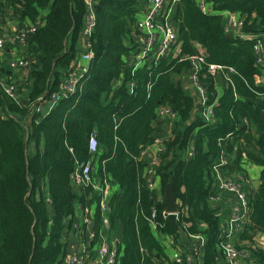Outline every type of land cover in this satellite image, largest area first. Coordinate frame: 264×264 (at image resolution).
I'll list each match as a JSON object with an SVG mask.
<instances>
[{
  "label": "trees",
  "instance_id": "16d2710c",
  "mask_svg": "<svg viewBox=\"0 0 264 264\" xmlns=\"http://www.w3.org/2000/svg\"><path fill=\"white\" fill-rule=\"evenodd\" d=\"M93 1L89 77L44 114L35 112L41 99L62 93L67 74L84 66L81 39L89 8L86 0H10L19 21L36 24L40 18L43 23L25 47L32 60L26 102L16 103L0 87V264H64L68 246L80 235L75 226L84 219L80 206H96L89 228L101 227L99 192L72 181L76 165L89 160L96 177L112 184L110 234L118 239L117 264H179L162 237L171 235L188 250L190 235L197 233L205 236L206 246L196 264H223L221 219L209 200L219 171L247 174L245 161L262 167L240 238L252 244L257 233L264 235V63L257 61L253 39L227 37L222 12H239L240 30L260 34L264 0H210L216 13L204 12L197 0H176L180 54L202 52L208 62L227 66L224 83L200 70L208 103L216 102L213 124L196 112L194 95L177 78L192 73L189 60L169 56L131 64L134 25L147 0ZM163 105L178 118L164 142L157 174L162 193L173 181L180 201L177 214L166 213L160 195L148 188L147 163L140 160L154 140L153 123ZM92 133L99 141L95 153L89 150ZM222 155L232 162L215 168ZM251 255L256 264H264L263 247L251 248Z\"/></svg>",
  "mask_w": 264,
  "mask_h": 264
},
{
  "label": "built area",
  "instance_id": "2783aa9c",
  "mask_svg": "<svg viewBox=\"0 0 264 264\" xmlns=\"http://www.w3.org/2000/svg\"><path fill=\"white\" fill-rule=\"evenodd\" d=\"M89 12L86 19V25L83 30V36L89 38L95 25V10L93 8L94 1L86 0ZM178 4L176 0H147L145 15L135 23L134 36L137 44L135 46L134 56L137 62L145 61L158 62L169 56H178L179 61L189 60L192 64L191 77L195 89L200 95L199 108L196 109L208 124L217 122L214 106L216 102L208 103L209 96L207 87L204 85L200 70L205 68L207 72L217 81L218 75L221 74L224 78L227 76V66L220 63L208 62L202 52L195 54H180L181 44L178 29L174 23V8ZM200 7L204 12H210L204 1L199 2ZM226 18L225 31L235 34L243 39L254 40V52L258 63H264V32L256 35H251L242 32L240 29L243 25V19L239 12L234 10H225L223 12ZM38 24H28L19 27L16 31L9 32L6 35L0 34V49H9L10 56H7V63L11 68H24L25 75L23 81H28V74L31 71L32 60L26 55L25 47L30 35L36 31ZM21 47V51L18 50ZM93 53L86 52L82 55V60H85L84 66L79 71L69 72L62 84V93L55 92L49 98H42L41 102L35 108L37 113H48L53 109L59 99L67 96L71 92H75L79 85L83 83V79L88 74V63L90 62ZM86 64V65H85ZM234 70L233 67L230 68ZM89 76V74H88ZM20 86L16 82H9L0 78V87L2 90L16 103H22ZM264 96V92L262 93ZM0 113H4L3 106L0 104ZM158 117L168 120L170 127L173 128L176 119V112L169 105H163L157 110ZM168 140L167 138H165ZM165 140V141H166ZM164 141V142H165ZM164 144V143H163ZM99 141L95 133H92L89 139V150L91 153L98 151ZM159 150L163 146L158 144ZM147 149L141 152V158L146 155ZM192 154V150L188 151ZM161 159H153L148 166L147 185L150 190L155 191L156 185L154 177L157 174V166L160 165ZM232 158L228 155H222L215 162V168L229 165ZM72 181L78 187L92 185L99 192L100 199L98 201L101 215L103 217L101 227L97 229L89 228L91 224L92 209L85 206H80L83 210V225L76 223V229L80 234L76 241L68 246V250L64 256V264H117L118 246L114 237L110 234V217L111 211V193L112 184L108 178L98 179L95 175V167L89 160L87 162L78 163L72 173ZM254 184L252 179L243 172H239L236 176L228 172H218L217 181L214 184V191L210 194L209 200L213 206L218 207L217 214L220 216V234L225 239L223 242V250L225 253V261L223 264H256L252 258L251 248L263 247L264 238L260 233L254 237L252 244H247L240 235L244 232L250 215L251 193ZM229 193L232 198L230 207L227 210L221 209L217 200L222 194ZM168 214H177L167 212ZM156 211H153L155 215ZM89 230V236L85 235V231ZM109 231V234H108ZM193 242L188 250L176 243L173 236L167 237V244L175 249L174 260L179 264H193L198 262V256L201 255V248L205 243V236L201 233L191 234ZM167 245V246H168Z\"/></svg>",
  "mask_w": 264,
  "mask_h": 264
},
{
  "label": "crops",
  "instance_id": "0c3cea01",
  "mask_svg": "<svg viewBox=\"0 0 264 264\" xmlns=\"http://www.w3.org/2000/svg\"><path fill=\"white\" fill-rule=\"evenodd\" d=\"M197 1L198 2L204 1L206 3L207 7L210 10V12H208V13H216V11H214V9L212 7V4H211L210 0H197ZM146 3H145V5H143V4L140 5L141 9L138 12V19L143 18V16L145 15ZM23 22H24V24L20 25ZM36 23L38 25H41L43 23V21H42V19L39 18ZM28 24H34V23L30 22L29 20L28 21L27 20L19 21L18 17L15 15L14 9L12 8V6L10 4V0H0V34L6 35L9 32L16 31L19 27L24 26V25H28ZM173 25L177 29H179V25L176 23L175 20H174ZM82 35H83V32H82ZM136 44H137V42L133 46L134 50H135ZM81 48H82V52L81 53H83V52L86 53V50L88 48V39L85 36H82ZM18 50L21 51V47L18 46ZM82 55H80L81 58H82ZM7 56H10L9 49L8 48L0 49V78L4 79L6 81H9V82H16L19 85H21L20 86V93H21V96H22V101L26 102V99H27L26 94H27V90L29 89V84H28V82L25 83L23 81V78H24V75H25V70H24V68H11L8 65V63H7ZM81 58H80L81 63H85V60H81ZM130 62H131V64H134L135 66H138V65L142 64V63L137 62V60L135 59L134 54H132ZM80 69H81L80 66H77V71H79ZM88 77H89L88 74H86L84 79H83L84 81L82 82L83 83L82 85L85 84V82L87 81ZM177 78H180L182 80L183 87L185 89H187L188 91H190V93H192L194 95V97L196 99L195 107H196V109L199 108L200 101H199L198 97H200V95H198V92L195 89V86H194V83H193V80H192V77H191V71L187 72V73H183V74L177 76ZM28 119L29 118H27L25 120H28ZM153 127H154V135H155L154 136V140H153V142H151L150 144L145 146L144 149H147L146 155H144L143 158L140 157V160L144 159L146 161V163H147V168H146L147 176H148V166H149L150 162L154 158L155 159L159 158V159H161V162H162V155H163V152H164V144L163 143L166 140L165 138H167V139L170 138L171 134H172V128L170 127V124H169L168 120H164V119H161V118L158 117V119L154 121ZM158 144L163 146L162 150H159ZM190 149L192 150V146H190L188 151ZM249 164H252V163L245 161L244 166L247 167V165H249ZM253 165H255V164H253ZM159 166H157V168ZM227 172L229 174L234 175V176H236L238 174V171H227ZM154 181H155V185H156V190L155 191L151 190V191L154 192V193L157 192L160 195V198L162 199V201L164 202V191H163V193L161 191V184L162 183H160V177H159L158 174L155 175ZM252 182L254 184V179H252ZM254 193H255V189H254L253 194ZM231 198H232V196L229 193L222 194L221 197L217 200L218 206L221 209L227 210L230 207ZM179 203H180V201H179ZM83 222L84 221L82 219V221L80 223H83ZM91 223H92V221H91ZM261 235L264 238V235L263 234H261ZM70 237H73L72 233H70ZM112 237H114L115 240L117 239V237H115V236H112ZM162 238H163L164 242L166 243V245H168L167 244V237L166 238L162 237ZM192 242H193V240L190 239L189 244H191ZM245 243L250 244V242H248V241H245ZM168 247L169 248H167L168 249L167 251L169 252L170 256L174 259V255H175L176 251H175V249L173 247H171L169 245H168ZM202 258H203L202 254L200 255V257L198 256V259H199L198 262H201ZM193 264H196V262H194Z\"/></svg>",
  "mask_w": 264,
  "mask_h": 264
},
{
  "label": "water",
  "instance_id": "95a60500",
  "mask_svg": "<svg viewBox=\"0 0 264 264\" xmlns=\"http://www.w3.org/2000/svg\"><path fill=\"white\" fill-rule=\"evenodd\" d=\"M93 8L96 11L97 5L94 4ZM174 11L175 12L178 11V4L175 5ZM227 37L232 38L233 35L231 33H228ZM218 79L222 83H224V78L221 74L218 75ZM263 118H264V112H263ZM146 141H147V138L144 139V142H146ZM259 184H260V179L254 180V186L255 187H258ZM173 187H174L173 181H170L164 190V205H165V210L167 212L177 213L180 210V203H179L176 195L174 194ZM119 227H120V232H123L124 228H123L122 221H120Z\"/></svg>",
  "mask_w": 264,
  "mask_h": 264
},
{
  "label": "rangeland",
  "instance_id": "374dc122",
  "mask_svg": "<svg viewBox=\"0 0 264 264\" xmlns=\"http://www.w3.org/2000/svg\"><path fill=\"white\" fill-rule=\"evenodd\" d=\"M245 167V166H244ZM247 169V175H249L252 179L256 180L260 177V173L262 170V167L258 166V165H253V164H249L247 165V167H245ZM246 173V172H245ZM96 208V206H93L92 209V213L94 212V209ZM79 216L81 218H83V210L79 207ZM206 246V240L205 243L203 244L202 248H201V254L203 255L204 249ZM169 248V247H168Z\"/></svg>",
  "mask_w": 264,
  "mask_h": 264
}]
</instances>
